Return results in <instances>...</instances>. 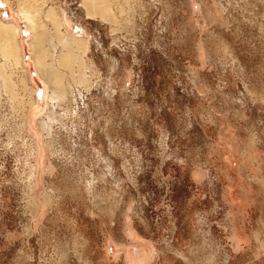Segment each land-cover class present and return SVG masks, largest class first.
<instances>
[{
    "label": "rangeland",
    "instance_id": "374dc122",
    "mask_svg": "<svg viewBox=\"0 0 264 264\" xmlns=\"http://www.w3.org/2000/svg\"><path fill=\"white\" fill-rule=\"evenodd\" d=\"M56 1L87 28L94 86L47 147L38 216L4 94L0 264H264V0H113L114 26Z\"/></svg>",
    "mask_w": 264,
    "mask_h": 264
},
{
    "label": "bare ground",
    "instance_id": "6f19581e",
    "mask_svg": "<svg viewBox=\"0 0 264 264\" xmlns=\"http://www.w3.org/2000/svg\"><path fill=\"white\" fill-rule=\"evenodd\" d=\"M112 1L81 0V5L89 17L101 16L102 21L107 19L114 26L119 21L117 12L111 9ZM122 1L125 5L131 2L121 0L119 4L122 8ZM56 2V0L15 1L16 11L31 32L29 44L32 61L37 71L36 76L42 85L32 75V66L28 70L24 60L21 25L17 20L7 21L0 10V102L4 94L10 96L8 98L13 108V117L21 129L17 128L26 133L31 140L28 144L27 165L35 216L42 213L53 198L45 187L41 191V196L38 193L43 173L47 172V168L48 174L53 173L52 162V167L47 165V147L50 148L51 154L59 151L58 131L65 126L67 118L73 117L67 115L77 113L78 109L74 104L78 97L83 96V90L88 91L94 86L92 79L95 70L88 55L91 39L87 28L78 24L80 31L76 30L74 21L72 25L67 12ZM116 6V10L120 11L121 7ZM33 80L35 84L32 83ZM40 92L43 101L41 108L38 106ZM41 136H46L47 140ZM71 156L73 158V155Z\"/></svg>",
    "mask_w": 264,
    "mask_h": 264
}]
</instances>
